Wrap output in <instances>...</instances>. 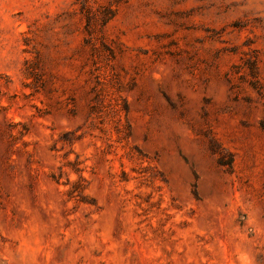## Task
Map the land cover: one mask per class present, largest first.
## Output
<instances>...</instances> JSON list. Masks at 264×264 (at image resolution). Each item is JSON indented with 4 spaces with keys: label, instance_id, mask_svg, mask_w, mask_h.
I'll return each instance as SVG.
<instances>
[{
    "label": "rangeland",
    "instance_id": "obj_1",
    "mask_svg": "<svg viewBox=\"0 0 264 264\" xmlns=\"http://www.w3.org/2000/svg\"><path fill=\"white\" fill-rule=\"evenodd\" d=\"M0 264H264V0H0Z\"/></svg>",
    "mask_w": 264,
    "mask_h": 264
}]
</instances>
